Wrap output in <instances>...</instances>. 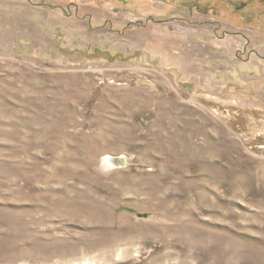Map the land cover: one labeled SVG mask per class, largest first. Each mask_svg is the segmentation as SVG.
Listing matches in <instances>:
<instances>
[{"label":"rangeland","instance_id":"obj_1","mask_svg":"<svg viewBox=\"0 0 264 264\" xmlns=\"http://www.w3.org/2000/svg\"><path fill=\"white\" fill-rule=\"evenodd\" d=\"M232 1L0 0V264H264V3Z\"/></svg>","mask_w":264,"mask_h":264},{"label":"flooded vegetation","instance_id":"obj_2","mask_svg":"<svg viewBox=\"0 0 264 264\" xmlns=\"http://www.w3.org/2000/svg\"><path fill=\"white\" fill-rule=\"evenodd\" d=\"M262 3H264V0H261ZM255 1L254 0H241L240 2H235V1H232V4L235 6V8L238 10V11H241L243 14H248L249 12L251 13L252 10V5ZM114 8V7H113ZM252 16H254L255 19H258L260 22L264 21V10H262L261 13H255L253 14L252 13Z\"/></svg>","mask_w":264,"mask_h":264},{"label":"bare ground","instance_id":"obj_3","mask_svg":"<svg viewBox=\"0 0 264 264\" xmlns=\"http://www.w3.org/2000/svg\"><path fill=\"white\" fill-rule=\"evenodd\" d=\"M111 160V158H109V161Z\"/></svg>","mask_w":264,"mask_h":264}]
</instances>
